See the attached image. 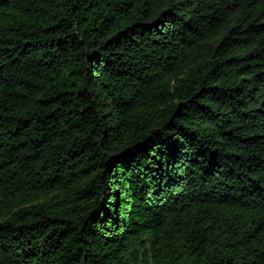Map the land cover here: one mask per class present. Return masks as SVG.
Segmentation results:
<instances>
[{
  "label": "trees",
  "instance_id": "16d2710c",
  "mask_svg": "<svg viewBox=\"0 0 264 264\" xmlns=\"http://www.w3.org/2000/svg\"><path fill=\"white\" fill-rule=\"evenodd\" d=\"M0 264H264V0H0Z\"/></svg>",
  "mask_w": 264,
  "mask_h": 264
}]
</instances>
